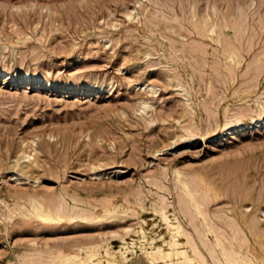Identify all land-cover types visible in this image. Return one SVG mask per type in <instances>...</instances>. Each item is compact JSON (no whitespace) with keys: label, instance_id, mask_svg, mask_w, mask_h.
I'll list each match as a JSON object with an SVG mask.
<instances>
[{"label":"rangeland","instance_id":"374dc122","mask_svg":"<svg viewBox=\"0 0 264 264\" xmlns=\"http://www.w3.org/2000/svg\"><path fill=\"white\" fill-rule=\"evenodd\" d=\"M163 212L264 264V0H0V264H175Z\"/></svg>","mask_w":264,"mask_h":264},{"label":"bare ground","instance_id":"6f19581e","mask_svg":"<svg viewBox=\"0 0 264 264\" xmlns=\"http://www.w3.org/2000/svg\"><path fill=\"white\" fill-rule=\"evenodd\" d=\"M187 192H188V195H189V197L190 198H192V193L187 189ZM187 195V196H188ZM197 204V203H196ZM195 204V205H196ZM198 205V204H197ZM35 207V206H34ZM38 207V206H37ZM197 208H198V206H197ZM34 210H36L35 212L37 213V216L38 217H44L43 219H51V218H49L50 216H52V215H50L49 213H46V211H44V209L43 208H35ZM198 212H200L199 210H197ZM43 213H44V215H43ZM201 213V212H200ZM199 213V214H200ZM162 216H163V218L166 220V222H167V224H168V226L170 227V231H172V233H171V237H172V240L170 241V246L169 247H171V249H169V251H163L161 248H159V247H155L154 248V250H153V252H151L153 255H154V253H156V257L155 258H157L158 257V255L160 256V258H162V260L164 259H167V258H169V257H171V256H179V255H181L182 257V259L181 260H176V261H179V262H175V264H184V263H193L192 261L194 260V259H198V261H197V263L196 264H202L201 263V261L202 262H204L203 261V258H202V255L199 253V250H198V248L196 247V246H194V245H192L193 246V251H194V253H195V256H196V258H191V257H189L188 255H186L185 254V251H183V250H179L177 247H178V242H177V239H176V236L177 235H179V234H181L182 232H183V230H184V228L181 226V223H180V221L178 220V218L177 217H174L175 218V223H171V222H169V220H168V217H167V215L165 214V212H163L162 214H161ZM207 225V224H206ZM183 228V229H182ZM208 229H209V226H208ZM211 229V228H210ZM209 229V230H210ZM202 239L204 240V237H202ZM193 240V239H192ZM192 240H190L189 238H188V242L189 243H191V241ZM201 241L202 243L203 242H205V241ZM218 241V240H217ZM216 241V242H217ZM169 243V242H168ZM219 244H222L221 242L220 243H218V245ZM168 245V244H167ZM205 245V244H204ZM217 245V246H218ZM177 246V247H176ZM160 247H162V246H160ZM220 247V246H219ZM221 248V247H220ZM223 248V247H222ZM221 248V249H222ZM212 249V248H211ZM224 249V248H223ZM222 249V251H224ZM85 250L87 251V252H85L86 253V260L87 261H89L90 263H88V264H100V257L98 258V261L96 262V261H94L93 260V258L94 257H96L98 254L100 255V253L98 252V249H96V247L95 246H92V245H90V246H88L87 248H85ZM221 251V252H222ZM214 252V251H213ZM225 252V251H224ZM111 253V252H110ZM110 253L108 252V250H105V256L107 257V259L105 258V260H106V262H107V264H114V259H112V257H111V255H110ZM151 253H150V256H151V258L152 257H154V256H152L151 255ZM230 254L229 255H231L232 253L231 252H229ZM146 254H148V253H146ZM224 254V253H223ZM213 255V254H212ZM67 256V255H66ZM232 256V255H231ZM231 256H229V257H231ZM72 257V256H71ZM103 257V256H102ZM149 257V256H148ZM223 257L225 258V260L226 261H229L228 263L230 264L231 262V260H229L228 259V255H226V253L223 255ZM59 258V257H58ZM70 258V257H69ZM73 258H75V256H73ZM150 258V259H151ZM159 258V259H160ZM232 258H233V256H232ZM231 258V259H232ZM153 259V258H152ZM151 259V260H152ZM170 259V258H169ZM173 259V258H172ZM218 259V258H217ZM78 260V259H77ZM80 260V259H79ZM82 260V259H81ZM156 260V259H155ZM199 260H201V261H199ZM215 260H216V258H215ZM233 260H234V258H233ZM239 260V259H238ZM81 262V261H80ZM169 262V261H168ZM170 262H171V260H170ZM173 262V261H172ZM217 262V261H216ZM236 262H237V260H236ZM241 262V261H240ZM164 263V262H163ZM78 264V263H77ZM80 264V263H79ZM87 264V263H86ZM173 264V263H172ZM216 264V263H215ZM217 264H220V262L219 263H217Z\"/></svg>","mask_w":264,"mask_h":264}]
</instances>
